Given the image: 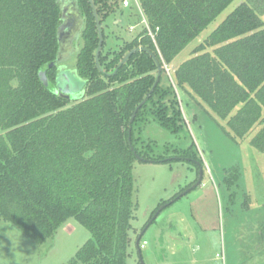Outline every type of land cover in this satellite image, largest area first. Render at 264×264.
<instances>
[{"label": "trees", "instance_id": "16d2710c", "mask_svg": "<svg viewBox=\"0 0 264 264\" xmlns=\"http://www.w3.org/2000/svg\"><path fill=\"white\" fill-rule=\"evenodd\" d=\"M93 1L101 25L121 8L119 0ZM235 1L138 0L145 26L112 58L103 52L102 27L100 71L93 8L78 0L84 30L76 70L85 86L72 100L62 95L55 67L61 0H0V221L43 244L75 218L91 236L68 264H128L138 231L134 163L170 160L139 148L143 131L177 135L184 126L177 90L163 87V76L135 111L156 81V60L164 74L165 64L199 37L174 69L178 91L198 97L229 134L249 138L264 154V0H238L202 36ZM137 47L144 49L112 74Z\"/></svg>", "mask_w": 264, "mask_h": 264}, {"label": "rangeland", "instance_id": "374dc122", "mask_svg": "<svg viewBox=\"0 0 264 264\" xmlns=\"http://www.w3.org/2000/svg\"><path fill=\"white\" fill-rule=\"evenodd\" d=\"M123 1L119 0V5L124 11L125 24L112 21L113 15L103 22L106 35L103 52L110 58L145 26L140 3L130 0L128 6H123ZM237 1L223 11L202 36L233 9ZM199 38L190 42L161 75L163 87L177 90L183 128L177 135L165 130L163 133L144 130L145 142L139 145L151 158L168 156L170 160H137L133 166V198L137 209L132 223L134 228L145 229L141 242L146 241L140 250L135 243L138 264H193L200 260L206 264H222L226 250L229 258L236 248L237 253H242L240 240L250 238L251 222L264 219V154L249 138L235 139L229 134L225 120L204 103L205 107L199 105L198 97L193 99L181 89L178 91L175 85L174 69L192 55ZM155 74L157 78L158 69ZM70 78L74 93L81 95L84 82L71 74ZM200 167L203 177L196 186ZM90 236L85 226L69 218L53 237L36 244L16 226L1 220L0 264H68Z\"/></svg>", "mask_w": 264, "mask_h": 264}, {"label": "water", "instance_id": "95a60500", "mask_svg": "<svg viewBox=\"0 0 264 264\" xmlns=\"http://www.w3.org/2000/svg\"><path fill=\"white\" fill-rule=\"evenodd\" d=\"M90 2H91V5H92V8H93L94 15H95L97 28H98V34H99V43H98V47H97L96 54H95V61H96L98 69L101 71L102 68H101V65H100V54H101V51L103 49V44H104V33H103L102 25H101V22H100V19H99V15H98L96 6L94 4V1L90 0ZM61 19H62L61 20V24L58 27V34H57L58 35V39H59V47H60L58 55L63 50H67L66 46L69 43L70 38L75 35L76 31L79 28H82L81 25H84V20L81 19L80 17H78L76 5L74 3H69V4H64V2L62 3V6H61ZM120 19L122 21V24H125V19L123 18V16H121ZM117 22L118 21H116V23ZM143 49H144L143 47H137V48H134L131 51H129L125 55V57L122 59V61L119 63L118 67L114 70V72L112 74H115L119 70V68L123 64H125L127 62V60L130 58V56L134 52H136L138 50H143ZM57 61H58V58H57ZM156 61L158 63V75H157L156 81H155L153 87L151 88L149 94L137 106L135 114H136L137 110L148 100V98L150 97V95L152 94V92L154 91L156 85L158 84V82L160 80V77H161V74H162V67L159 64V61L158 60H156ZM46 73H47V68L46 67L41 69L40 77H41V79H43L45 81L47 80ZM58 87L61 90L67 92L66 96L68 98L70 97V94H73L75 92L74 89H73V84L71 82L69 84V87H67V88L61 87L60 78L58 79ZM135 114L133 115L131 121L134 120ZM140 159L144 160V158H142V157H140ZM144 232H145V229H143V231L140 233V235L138 236L137 241H136V244H137L139 250L141 249L140 241H141V238H142Z\"/></svg>", "mask_w": 264, "mask_h": 264}, {"label": "flooded vegetation", "instance_id": "af4514ba", "mask_svg": "<svg viewBox=\"0 0 264 264\" xmlns=\"http://www.w3.org/2000/svg\"><path fill=\"white\" fill-rule=\"evenodd\" d=\"M61 2L62 3L64 2V4L74 3L76 5L78 17H80L81 19L84 20V17L82 15L80 7H79L78 0H61ZM109 16H112V18H113L112 21L113 20L118 21L117 23H122V21L120 19L121 16H123V18L125 19L124 11H123L122 7L119 8L117 12L110 14ZM81 26H82V28H79L76 31L75 35L70 38V41L66 46L67 50H63L59 55H57L58 61H57V58L55 60V65H57L56 69L59 68L58 74H60V80L62 79L60 82L61 87H64V88L69 87L70 82L72 83L71 78H70L71 73H72V75H74L73 77H77V79L84 81V78L78 77L77 70H76V66H77V62H78V55L81 51L82 44H83V38L82 37H83L84 25H81ZM102 27H103V24H102ZM59 50H60V47H59ZM59 50H58V53H59ZM75 56H76V59H74ZM66 94H67V92L62 90V95L66 96ZM74 94H76V95H78V97H80V93L77 92V93L70 94L69 98L72 99L74 97L73 96ZM75 97H77V96H75ZM197 176H198V180H196L197 181L196 186L201 183V180L203 177L202 167H200V169H198ZM195 182H193L192 184H194ZM190 186H188V187H190Z\"/></svg>", "mask_w": 264, "mask_h": 264}, {"label": "crops", "instance_id": "0c3cea01", "mask_svg": "<svg viewBox=\"0 0 264 264\" xmlns=\"http://www.w3.org/2000/svg\"><path fill=\"white\" fill-rule=\"evenodd\" d=\"M261 213V211H260ZM263 214V213H262ZM263 219V218H262ZM256 222H251L252 227L249 225L250 238L240 240L242 242L241 254L237 253V248L234 253L229 258L226 250V258L223 260L222 264H264V219L263 221L255 220ZM137 233L133 234V246L131 248V256L128 258V264H138V251L135 246L138 236L143 231V229L137 228ZM245 232V231H244ZM243 233V236H246ZM237 242V241H236ZM237 246V243H236ZM134 248V249H133ZM136 250V251H134ZM206 264L204 261L200 260L198 262H193V264ZM143 264H145L143 262Z\"/></svg>", "mask_w": 264, "mask_h": 264}, {"label": "built area", "instance_id": "2783aa9c", "mask_svg": "<svg viewBox=\"0 0 264 264\" xmlns=\"http://www.w3.org/2000/svg\"><path fill=\"white\" fill-rule=\"evenodd\" d=\"M137 3H138V0H135ZM130 4V0H124L123 1V5L124 6H128ZM144 22L146 23V21L144 20ZM150 30V29H149ZM150 34L152 35V37H154V34L150 31ZM165 67L167 68V70H168V67H167V64H165ZM145 244H146V241H144V242H141L140 241V247L141 248H144V246H145Z\"/></svg>", "mask_w": 264, "mask_h": 264}]
</instances>
